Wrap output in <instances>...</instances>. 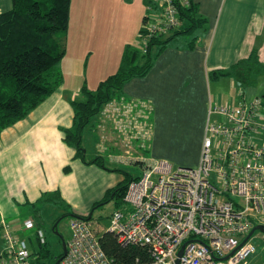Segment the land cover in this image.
<instances>
[{
  "label": "built area",
  "instance_id": "built-area-1",
  "mask_svg": "<svg viewBox=\"0 0 264 264\" xmlns=\"http://www.w3.org/2000/svg\"><path fill=\"white\" fill-rule=\"evenodd\" d=\"M190 4L152 0L140 32L141 51L152 38L179 28L180 9ZM239 95L235 106L209 105L195 166L174 169L164 159L130 153L141 173L128 182L123 207L112 213L105 230L74 216L58 264H114L100 244L104 231L122 246L147 251V260L131 264H247L256 250L253 234L247 236L255 225H264V99ZM107 111L124 144L130 147L141 139L139 146L147 148L149 124L142 105L128 102ZM213 114L220 120H213ZM22 226L34 228L39 242H45L37 223L26 220ZM2 236L0 264H36L27 241L8 223H3Z\"/></svg>",
  "mask_w": 264,
  "mask_h": 264
},
{
  "label": "crops",
  "instance_id": "crops-1",
  "mask_svg": "<svg viewBox=\"0 0 264 264\" xmlns=\"http://www.w3.org/2000/svg\"><path fill=\"white\" fill-rule=\"evenodd\" d=\"M128 1H130L129 4H127ZM134 1L136 0L70 1L66 52L60 63L63 81L51 95L39 103L24 118L0 132V153H3L9 146L18 147L20 144L18 138L28 136L33 139L42 137L36 142L31 141L30 144L40 152H46L47 155L51 154L60 161L75 153L64 143L63 139V129L69 128L72 123L71 102L78 100L79 94L82 98L81 86L84 83L89 89L94 90L99 82L118 70L126 45L135 44L140 48L138 38H140L145 14H147L149 6L152 5V0H141L137 8L133 6ZM191 3L197 5L198 16L206 19L204 24L189 34L171 36L174 31L184 29L188 25L187 20H181L179 28L158 37L169 40L156 57L148 73L143 77L133 78L127 82L122 94L115 96L103 108L104 111L113 105L119 108L128 102L137 103V105L144 107V112L147 113L146 122L149 124V140L146 141L147 148L142 151L147 156H150L147 153L155 134V114L163 108H177L179 105L184 107L182 103H172L170 100L180 97L190 99L192 96L197 98L201 89L203 103L196 107L199 109L194 111L193 116L197 118L200 116L202 122L204 115H206L207 120L210 104L234 106L240 99V92H243V97L246 100L256 96H264V72L256 77L251 86H243L241 81L228 76H221L214 80L216 82L218 80L217 84H219L223 77L231 79L233 81L231 84L235 90L232 97L228 94L227 97H224L218 85L215 87L216 96L214 99L209 98L208 104L205 103L204 95L205 84L208 80H212L209 78L210 71L228 69L238 60L247 57L252 49L257 48L259 59L264 65V0H191ZM11 7L12 0H0V13L8 11ZM195 37L193 46L189 47ZM157 49L158 47H155L154 51ZM91 81H95L92 86L95 88L90 87ZM190 106H192L191 103H188L186 107L189 108ZM187 112H189L188 109ZM104 113L101 111L97 117L93 118L92 128H94L93 131H96V139H99L97 143L100 148L99 151L106 155L107 159L105 158V160L118 165L121 163L117 159L113 160V155L116 154L110 152L107 134L112 133L119 139L121 136L115 127L114 120L111 116L106 117ZM211 117H215L213 120H220L217 114H213ZM195 120L192 122L186 116L179 120L178 131L182 132L180 137L182 141H184L191 126H194ZM44 137L49 139H44ZM202 138L203 136L200 138V148ZM140 141L141 139L135 141L137 149ZM93 152L97 153L95 148ZM35 160L46 161L48 167L50 162H55L44 156H39ZM12 164L17 165L14 162ZM140 173L132 175L136 177ZM111 188L113 187L105 190L99 201ZM99 201L94 202V204ZM29 212L31 209L10 214L0 207V216L3 222L9 223V225L20 223L21 226L16 229V232L14 230L13 232L26 241L31 239L29 233L30 230L34 229H24L22 226L24 221L32 220L37 223V227L42 229L40 216H33ZM72 212L79 216L88 215L87 211L82 210H72ZM29 248L33 253L34 250L30 246ZM1 249L2 240L0 237V251Z\"/></svg>",
  "mask_w": 264,
  "mask_h": 264
},
{
  "label": "rangeland",
  "instance_id": "rangeland-1",
  "mask_svg": "<svg viewBox=\"0 0 264 264\" xmlns=\"http://www.w3.org/2000/svg\"><path fill=\"white\" fill-rule=\"evenodd\" d=\"M140 1H134L133 6L137 8ZM129 3L130 1L127 2V4ZM132 46H135V44ZM136 46L139 48L138 45ZM231 82H233L231 79L224 77L220 79L219 84H217L218 80L217 82L208 80L204 86L205 103L208 104L209 98L214 99L216 96V85H218L224 97H227V94L231 97L234 96L235 90ZM94 83L95 81H91L90 87ZM236 84L239 86L237 82ZM199 92L197 98L192 96L190 99H184L179 96L180 98L170 100L172 103H182L184 105L183 108L180 105L177 108H163L155 114V134L149 146L150 152L148 151L147 154H150L153 158L168 161L174 169L179 166H195L199 158L200 138L204 134V125H206L205 121H207L206 115H204L202 122L200 121V116L198 118L193 116L194 111L199 109L196 107L203 103L202 90L200 89ZM78 98H81L80 94ZM188 103L192 105L189 108L186 107ZM109 109L110 107L105 111L103 110L106 117H109L107 113ZM187 109L189 112H187ZM183 116L190 118L192 122L196 119L194 126H191L184 141L180 138L182 132L178 131V122ZM214 118L212 117V119ZM93 121L92 119L91 123L82 131L80 142L86 162L80 157H75V153L71 157L62 160L63 162L51 154H49L51 155L49 158L46 152H40L30 144L31 141L36 142L42 137L34 139L30 136L19 137L20 144L18 147L12 148L9 146L3 153H0V207L10 214L31 209L29 213L33 216H40L42 222L45 249L41 258L34 260L36 264H54V256L62 252V241L66 242L70 236L69 223L74 217L73 214H75L72 210L87 211L88 214L92 213V222L97 224L101 230L108 229L110 216L123 204L121 202L117 203L115 199H112L93 209L94 202L99 201L107 188L117 186L122 177L124 178L128 174L140 173L139 163V166L132 164H137L135 161L139 156H146V153L142 151L144 150L143 147L138 145L137 149L135 141L129 147L123 143L122 139L110 132L108 135L107 132L105 134L109 137L107 142L111 148L110 152L116 154L113 155V160L117 159L121 164L114 165L110 160V162H107L105 160L106 155L99 151L100 148L97 144L99 139H96V131H93ZM47 137H44V139H49ZM104 141L106 143V140ZM64 143L75 151L74 145ZM94 148L97 153L93 152ZM130 153L132 156L137 155L136 160L128 157ZM39 156H44L55 162H50L48 167L46 161L35 160ZM99 156L104 158L103 165L87 163ZM121 159H129L132 162L128 160L129 162L126 163ZM184 161L187 163H182ZM12 162L17 165L12 164ZM211 179H214L213 173L211 174ZM20 226V223H12L11 229L16 232V229ZM34 230H30L31 239L27 241L31 249L37 252L39 250V241L36 234H34ZM252 238L256 246V252L251 255L248 264H261L264 261V232L256 230Z\"/></svg>",
  "mask_w": 264,
  "mask_h": 264
},
{
  "label": "trees",
  "instance_id": "trees-1",
  "mask_svg": "<svg viewBox=\"0 0 264 264\" xmlns=\"http://www.w3.org/2000/svg\"><path fill=\"white\" fill-rule=\"evenodd\" d=\"M70 1L12 0L11 9L0 13V132L24 118L62 83L60 63L66 52ZM179 18L187 20L188 25L184 29L173 30L171 36L189 34L206 20L198 16L195 3L180 9ZM195 39L196 37L189 47L193 46ZM168 40L152 38L146 52H142L137 46L126 45L115 73L99 82L94 90L89 89L85 83L81 86L82 98L71 102V126L63 129V139L66 143L74 145L75 157L85 161L84 150L80 146L84 128L103 111L106 104L122 94L127 82L148 73ZM155 47H158L157 51H154ZM263 72L264 65L259 59L257 48H254L247 57L238 60L228 69L210 71L209 78L216 80L221 76H228L241 81L243 86H251ZM261 97L264 99V96ZM87 163L103 165V158L99 156ZM133 178V175H126L117 186L108 190L103 198L93 205V209L112 199L123 204L127 184ZM73 216L91 220L89 214ZM3 223L0 216L2 247ZM44 244L45 242H39V250L32 253L35 260L43 255ZM100 244L114 264H131L136 259L149 258L144 248L122 246L108 231L102 232ZM62 254L61 252L54 256V263Z\"/></svg>",
  "mask_w": 264,
  "mask_h": 264
},
{
  "label": "water",
  "instance_id": "water-1",
  "mask_svg": "<svg viewBox=\"0 0 264 264\" xmlns=\"http://www.w3.org/2000/svg\"><path fill=\"white\" fill-rule=\"evenodd\" d=\"M256 230H260V231L264 232V225L263 224L255 225L247 237H250ZM65 252H66V243H65V241H62V253H63L62 255H64ZM181 253H182V249L179 250L178 255H181ZM60 258L57 259L54 264H58ZM176 264H178V260H176Z\"/></svg>",
  "mask_w": 264,
  "mask_h": 264
}]
</instances>
